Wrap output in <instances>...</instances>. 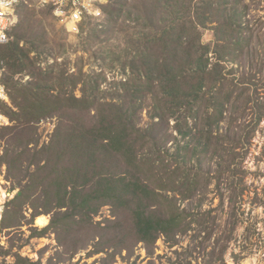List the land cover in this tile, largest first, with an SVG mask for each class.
<instances>
[{"label":"trees","instance_id":"obj_1","mask_svg":"<svg viewBox=\"0 0 264 264\" xmlns=\"http://www.w3.org/2000/svg\"><path fill=\"white\" fill-rule=\"evenodd\" d=\"M106 1L103 11L111 20L122 17L126 35L123 44L105 46L102 59L126 77L105 91L101 73L85 74L79 66L72 72L68 61L60 76L54 66L41 71L35 64L47 47L43 34L23 31V21L10 26L0 59L11 107L1 112L14 124L0 128V141L11 146L1 161L12 179V172L20 176L24 169L23 157L32 154L25 164L28 180L18 186L14 201L29 206L34 224L50 216L35 237L54 233L70 258L91 247L88 256L104 254L103 264L142 244L149 264H155L158 239L175 247L200 215H209L199 211L208 185L221 204L228 203L230 217L245 196L250 204L258 201L245 183L234 100L244 80L236 74L244 46L243 7L239 0ZM212 14L213 43L203 39ZM86 23L92 26L89 38H98L97 23ZM29 68L35 79L14 80ZM143 112L148 121L141 126ZM54 117L50 140L37 147L31 139L37 124ZM211 150L223 154L213 161ZM104 207L109 218L94 221ZM16 224L5 220L4 229ZM16 264L40 263L18 256Z\"/></svg>","mask_w":264,"mask_h":264},{"label":"rangeland","instance_id":"obj_2","mask_svg":"<svg viewBox=\"0 0 264 264\" xmlns=\"http://www.w3.org/2000/svg\"><path fill=\"white\" fill-rule=\"evenodd\" d=\"M106 4V0H91L90 16L83 17L75 25L78 28L76 32H69L51 10L32 1L17 5L11 19H16L14 24L16 26L21 21L25 22L23 31L33 28V31L43 34L42 42L47 43V47L44 46L40 50L41 56H37L38 64H35L36 67L40 66L41 71H44L48 65L51 68L54 66V72L60 76L68 68L65 64V61H68L69 69L72 72L75 70L74 67L79 66L85 74L90 71L101 73L103 75L102 78L100 77L101 90L105 91L111 89L110 84L113 80L119 81L126 77L115 64H111L109 59L105 61L102 59L101 52L105 50V46L114 47L119 43L123 44V37L126 35L122 30V17L117 20L108 18V14L101 7ZM238 5L243 7L240 35L243 38L244 46L241 53L238 54V72L236 74L243 77L244 80L241 95L234 96L235 107L239 111L236 124L240 127L239 132L241 131L243 135L244 159L241 165L247 172L245 183L251 192L250 196L257 194L258 201L250 204L248 197L245 196L244 203L241 202L239 206L241 210L237 209L236 214L230 217L228 203L221 204L214 185H208L199 211H208L209 215H200L198 220L192 223L187 234L179 237V243L175 247L171 248L162 239H158L153 256L155 264H243L245 260H248L249 264H252L253 260H255V264H264V0H239ZM95 9L100 10V16L91 14ZM210 18L211 23L203 32V39L205 42L213 43L216 40L214 35L215 14L210 15ZM86 22L97 23L99 26L97 28L98 38H89L92 26ZM130 24L133 27V23ZM100 30L101 32L98 33ZM231 32L232 30L228 29V34L224 36V39L229 40L233 37ZM32 56L34 54H31ZM54 57H56L57 63H54ZM3 61L5 62V60ZM5 71L7 73L6 68ZM32 71L33 69L29 68V70L15 75L14 80L25 83L35 79L31 77ZM103 78L104 82H102ZM3 106L11 107L10 100L1 106V111ZM143 107L146 106L143 105ZM1 114L7 118L2 112ZM147 121L145 112H143L139 123L143 126ZM56 123L57 118L54 117L42 120L37 124L36 130L31 136L33 143H37V147L48 143ZM13 124L7 121L6 124L0 125V128ZM229 141L230 139L226 142ZM20 143L24 144V142ZM10 148L11 146L8 147L4 141H0V187L6 195L4 199L2 198L4 213L3 221L0 224V264H16L18 256L28 259L31 263L39 262L40 264H103L100 258H103L104 254L88 256L91 247L70 258L58 246L54 233L47 232L42 237H35L48 225L50 216H41L40 221L38 222V219L34 224L31 217L32 210L28 208L29 206L26 207V204L18 206L20 201H14L18 186L21 187L28 180L25 164L32 158V154L23 157L24 169L20 176L12 172L14 177L10 179L6 166L1 161L4 151ZM210 154L214 161L220 158L219 154L222 155L223 152L211 150ZM28 170L31 172L33 168ZM221 187H223L222 191L224 199H226L227 193L224 190V184ZM195 203H190V207L195 209ZM184 205L187 204L184 203ZM241 211L244 213L242 214ZM109 214L108 208L104 207L94 217V221L102 222L103 219L109 218ZM5 220L7 224L16 222V225L19 226L14 229H4L6 227ZM132 251L129 256L122 253L115 257L113 263L105 264H149L151 258L147 257L142 244L134 247ZM5 252H9V254H5Z\"/></svg>","mask_w":264,"mask_h":264},{"label":"built area","instance_id":"obj_3","mask_svg":"<svg viewBox=\"0 0 264 264\" xmlns=\"http://www.w3.org/2000/svg\"><path fill=\"white\" fill-rule=\"evenodd\" d=\"M30 1L38 4L41 7L44 8H51L52 12L54 13L55 11L59 10L60 12L63 13L62 16H56L57 19L60 21V23L62 25H65L68 29V24L69 22H71V17L73 15V13H79V20L77 22L74 23V27L78 30V28L75 26L76 24H78L83 17H88L90 16V11H91V0H12L11 2V9H12V15H13V10L17 5H21V4H27ZM87 3L89 5L88 8H85L83 5ZM12 16H5V19H9L11 20ZM12 25V24H11ZM10 25V26H11ZM10 26L5 30L4 35H5V40L4 41H0V44H7L8 43V30L10 28ZM5 66L4 63L2 61H0V88H2V92H0V125L6 124L7 123V118H5L2 114H1V106L4 103H8L9 102V96H8V90L5 86V83L3 81L4 79V75H5ZM6 197V195L3 196V199ZM3 213H4V202L0 201V224L2 221V217H3ZM1 228V225H0ZM1 236V234H0Z\"/></svg>","mask_w":264,"mask_h":264},{"label":"clouds","instance_id":"obj_4","mask_svg":"<svg viewBox=\"0 0 264 264\" xmlns=\"http://www.w3.org/2000/svg\"><path fill=\"white\" fill-rule=\"evenodd\" d=\"M12 0H0V41H4L5 35L4 32L5 30L11 25L16 23V19L13 18L11 20L5 19V16H12V9L10 7ZM85 8H88L89 5L85 3L83 5ZM56 16H62L63 13L60 12L59 10L55 11L53 13ZM91 14L95 16H100L101 12L99 9H95L94 11L91 12ZM79 20V13H73L71 17V22L68 24V31L69 32H76L77 29L73 26L75 22ZM0 92H2V88H0ZM243 264H249L248 260H245ZM252 264H255V260L252 261Z\"/></svg>","mask_w":264,"mask_h":264},{"label":"bare ground","instance_id":"obj_5","mask_svg":"<svg viewBox=\"0 0 264 264\" xmlns=\"http://www.w3.org/2000/svg\"><path fill=\"white\" fill-rule=\"evenodd\" d=\"M5 195V192L2 191L1 187H0V201H2L3 196Z\"/></svg>","mask_w":264,"mask_h":264}]
</instances>
